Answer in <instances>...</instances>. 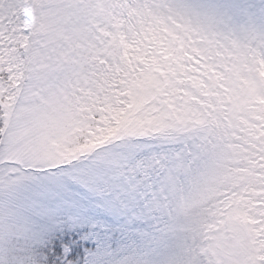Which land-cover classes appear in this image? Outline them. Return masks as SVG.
I'll list each match as a JSON object with an SVG mask.
<instances>
[{"label": "snow or ice", "instance_id": "1", "mask_svg": "<svg viewBox=\"0 0 264 264\" xmlns=\"http://www.w3.org/2000/svg\"><path fill=\"white\" fill-rule=\"evenodd\" d=\"M0 264H264V0H0Z\"/></svg>", "mask_w": 264, "mask_h": 264}]
</instances>
